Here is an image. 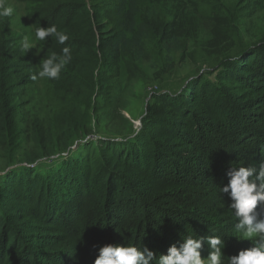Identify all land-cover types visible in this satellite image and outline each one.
Here are the masks:
<instances>
[{
    "label": "trees",
    "instance_id": "trees-1",
    "mask_svg": "<svg viewBox=\"0 0 264 264\" xmlns=\"http://www.w3.org/2000/svg\"><path fill=\"white\" fill-rule=\"evenodd\" d=\"M15 1L38 3L28 20L33 35L53 24L69 35L64 45L52 37L38 41L33 59L9 27L0 33V146L22 134L21 127L14 133L18 111L41 97V84L43 116L30 124L36 153L23 160L40 165L84 126L93 95L109 106L124 92L117 73L126 33L111 15H126L132 0ZM189 1L200 9L214 4ZM153 29L169 38L164 22L153 20ZM63 47L73 59L60 78L33 80L43 60ZM98 58L106 73H94ZM124 70L129 87L137 76ZM159 101V116L143 119L131 141L85 142L48 173L24 164L0 184V264H93L106 244L146 246L158 260L187 235L221 236L225 257L253 246L237 239L232 201L219 187L231 166L264 163V36L212 77L190 78L176 96L162 94ZM209 251L204 244L202 257Z\"/></svg>",
    "mask_w": 264,
    "mask_h": 264
},
{
    "label": "rangeland",
    "instance_id": "rangeland-1",
    "mask_svg": "<svg viewBox=\"0 0 264 264\" xmlns=\"http://www.w3.org/2000/svg\"><path fill=\"white\" fill-rule=\"evenodd\" d=\"M7 2L16 11L13 17L0 19V33L6 26L18 43L24 34L34 39L28 20L38 3ZM213 2L209 8L200 9L189 0H132L131 5L124 8L126 15L123 17L112 13L111 21L116 29L126 33L120 72L117 73L120 90L125 88L124 92L109 106L101 94L93 95L85 109L84 126L70 133L65 143L55 144L45 164L36 165L23 163V160L36 153L30 124L35 116L42 118L40 102L46 92L38 84L41 97L34 95V100L23 103L18 111L20 124L14 133L21 127L22 134L14 142L7 137L0 146V184L24 164L29 168L36 165L34 168L48 173L46 168L58 166L59 158L73 156L76 148L85 142L98 138L131 141L141 129L143 119L156 118L163 110L160 95L174 97L190 78L212 77L213 72L264 36V0ZM153 20L166 24L167 40H162L154 29L150 31ZM35 45L28 50L33 59L38 56L39 42ZM126 65L137 76L129 87H125L129 75L124 70ZM97 72H107V66L99 58L94 73Z\"/></svg>",
    "mask_w": 264,
    "mask_h": 264
},
{
    "label": "clouds",
    "instance_id": "clouds-1",
    "mask_svg": "<svg viewBox=\"0 0 264 264\" xmlns=\"http://www.w3.org/2000/svg\"><path fill=\"white\" fill-rule=\"evenodd\" d=\"M15 8L7 0H0V19L11 18ZM55 38L56 42L64 45L69 35L64 30H58L55 24L47 27H37L34 39L24 34L20 39V47L25 54L35 48L36 41ZM73 55L69 47H63L60 53L52 52L41 64L37 74L32 75L35 80H57L61 71L72 61ZM228 182L219 187V194L226 193L231 199L230 208L234 210L235 231L239 240L251 241L253 246L240 250L236 255L225 257L222 249L224 241L219 235L197 236L187 235L182 242L168 247L166 254H156L146 246H126L106 244L98 248V255L93 264H264V163L258 167L231 166L225 173ZM204 244L210 251L202 257Z\"/></svg>",
    "mask_w": 264,
    "mask_h": 264
}]
</instances>
